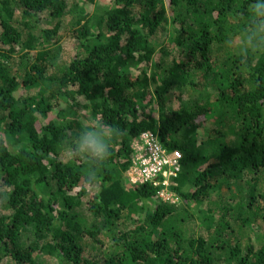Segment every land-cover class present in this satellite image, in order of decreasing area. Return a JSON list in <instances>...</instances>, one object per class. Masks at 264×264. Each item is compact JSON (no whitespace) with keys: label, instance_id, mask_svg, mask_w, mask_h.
Returning a JSON list of instances; mask_svg holds the SVG:
<instances>
[{"label":"trees","instance_id":"trees-1","mask_svg":"<svg viewBox=\"0 0 264 264\" xmlns=\"http://www.w3.org/2000/svg\"><path fill=\"white\" fill-rule=\"evenodd\" d=\"M250 2L0 0V264H264V52L224 43ZM97 116L126 134L89 187L61 149ZM147 131L182 155L176 204L127 177Z\"/></svg>","mask_w":264,"mask_h":264},{"label":"clouds","instance_id":"clouds-1","mask_svg":"<svg viewBox=\"0 0 264 264\" xmlns=\"http://www.w3.org/2000/svg\"><path fill=\"white\" fill-rule=\"evenodd\" d=\"M228 49L239 51L243 60L251 55L264 52V0H251L248 5V22L241 31L225 40ZM86 111V110H85ZM126 134V130L113 127L97 116L85 118L80 128L71 135L61 155L69 162H84L82 183L94 187L98 183L101 169L108 162L113 140ZM143 136L144 133H140Z\"/></svg>","mask_w":264,"mask_h":264},{"label":"built area","instance_id":"built-area-1","mask_svg":"<svg viewBox=\"0 0 264 264\" xmlns=\"http://www.w3.org/2000/svg\"><path fill=\"white\" fill-rule=\"evenodd\" d=\"M132 144V160L127 172L133 184L151 185L159 188V197L176 204L179 198L171 190L182 170V155L179 151L167 150L155 132H143Z\"/></svg>","mask_w":264,"mask_h":264},{"label":"rangeland","instance_id":"rangeland-1","mask_svg":"<svg viewBox=\"0 0 264 264\" xmlns=\"http://www.w3.org/2000/svg\"><path fill=\"white\" fill-rule=\"evenodd\" d=\"M77 1L80 4L84 3L85 8H87L91 14H99L106 7H108V5H110L112 0H95L93 3H87V4H85L84 0H77ZM56 40H58V42H56ZM51 50L54 56L52 70H55L61 65L65 64L67 60L69 59V57L72 55V53H74V41L71 38V36L63 32L60 34L59 37H56L54 39V44L51 47ZM185 99H188V95L185 96ZM171 105L177 107L179 105L178 100L176 99V105L174 104H171ZM211 126H212L211 123L207 124L205 129L202 130L201 132L203 134L206 133L207 132L206 130L209 129ZM239 192L240 190L238 186L233 189V193H235L236 195H238ZM227 194L229 193L222 192L220 189L218 190L214 189L212 192L213 197H216V198H221L222 196L227 197L228 196ZM257 229L260 233L264 232V220L259 221Z\"/></svg>","mask_w":264,"mask_h":264}]
</instances>
